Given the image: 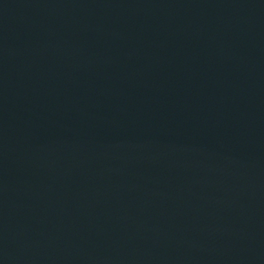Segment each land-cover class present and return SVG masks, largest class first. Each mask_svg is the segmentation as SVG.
<instances>
[{"label": "water", "instance_id": "water-1", "mask_svg": "<svg viewBox=\"0 0 264 264\" xmlns=\"http://www.w3.org/2000/svg\"><path fill=\"white\" fill-rule=\"evenodd\" d=\"M0 264H264V0H0Z\"/></svg>", "mask_w": 264, "mask_h": 264}]
</instances>
